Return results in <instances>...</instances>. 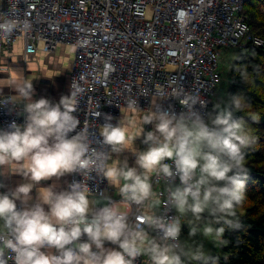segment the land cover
<instances>
[{
    "label": "clouds",
    "instance_id": "obj_1",
    "mask_svg": "<svg viewBox=\"0 0 264 264\" xmlns=\"http://www.w3.org/2000/svg\"><path fill=\"white\" fill-rule=\"evenodd\" d=\"M4 87L16 95L4 97ZM82 93L71 84L58 102L33 99L32 82L21 73L17 82L0 85V107L10 106L24 117L22 124L13 120L0 129V175L17 174L26 181L0 193V264H134L141 255L149 264H217L202 245L193 249L181 244V220L187 218L190 237L200 233L217 246L226 243L225 227L214 225L239 227L237 217L246 199V152L255 144L252 131L234 117V111H244V98L233 95L217 103L215 114L207 118L196 108L206 104L198 92L181 89L168 97L178 100L179 113L159 103L166 100L162 92L144 110L136 98L130 99L115 124L106 116L99 127L108 149L102 150L92 146L87 130L76 131L80 120L74 113ZM145 125L152 130L145 131ZM134 128L138 131L132 134ZM140 137L146 150L134 148ZM125 150L134 153L136 166L112 159ZM93 172L118 190L120 202L103 196L108 203L95 207L100 201L90 199L87 185ZM73 173L83 182H72L62 191L54 184L39 187L32 202V190L41 181ZM153 176L167 185L163 201L162 193L153 190ZM125 203L144 209L142 222H130L121 207ZM161 206L174 208L178 216L155 214ZM148 229L160 236L151 237ZM82 236L87 240L82 242ZM106 241L119 250L105 248Z\"/></svg>",
    "mask_w": 264,
    "mask_h": 264
},
{
    "label": "built area",
    "instance_id": "obj_2",
    "mask_svg": "<svg viewBox=\"0 0 264 264\" xmlns=\"http://www.w3.org/2000/svg\"><path fill=\"white\" fill-rule=\"evenodd\" d=\"M247 1L0 0V77L2 57L19 39L24 40L27 52L53 51L61 43L71 44L75 60L70 88L73 84L83 89L74 113L80 120L76 131L84 128L93 147L108 150L103 148L99 127L106 116L115 124L125 103L133 98L144 110L162 92L166 100L159 103L179 113L183 109L178 100L168 97L181 89L198 92L206 104L196 108L207 118L223 82L224 50L249 42L264 46V39L251 31L244 11ZM9 109L0 107V129L13 120L24 122L23 116ZM83 180L73 173L68 185ZM162 182L153 176V188ZM174 183L178 185L179 179ZM87 185L91 195L99 198L112 190L107 179L95 172ZM2 188L0 181V193ZM165 189L156 190L162 193L161 201L166 199ZM125 211L130 222H142L144 209L127 204ZM154 212L169 219L178 216L174 208L164 206ZM148 232L154 238L160 236L158 231ZM86 240V236L81 237L82 242ZM144 261L141 255L134 264Z\"/></svg>",
    "mask_w": 264,
    "mask_h": 264
},
{
    "label": "trees",
    "instance_id": "obj_3",
    "mask_svg": "<svg viewBox=\"0 0 264 264\" xmlns=\"http://www.w3.org/2000/svg\"><path fill=\"white\" fill-rule=\"evenodd\" d=\"M244 11L252 33L264 39V0H248ZM237 49L225 96L227 100L233 95L244 98V111H234V117L252 131L255 144L246 152V199L238 213L239 227L221 224L226 243L212 257L217 264H264V46L249 42ZM214 105L213 100L209 113L215 114Z\"/></svg>",
    "mask_w": 264,
    "mask_h": 264
},
{
    "label": "crops",
    "instance_id": "obj_4",
    "mask_svg": "<svg viewBox=\"0 0 264 264\" xmlns=\"http://www.w3.org/2000/svg\"><path fill=\"white\" fill-rule=\"evenodd\" d=\"M74 60L75 48L71 44L61 43L53 51L38 49L35 52H27L24 40L19 39L13 44L10 50L5 51L2 57L0 85L17 82L18 73H21L23 79L32 82L34 89L33 99L44 97L53 102H58L62 95H68L70 92V73L73 68ZM7 77L8 79H6ZM2 93L10 94L12 96L16 95V92L9 87H4ZM124 110L125 109L123 108L122 112ZM144 127L145 131H150L153 126L145 125ZM136 131L138 130L134 128L132 134H135ZM142 139V137L137 138L134 142V148L137 151L146 150L147 146L142 143ZM112 159H120L121 161L126 159L130 167L136 166V157L133 152L128 150H125L120 154H112ZM70 178L71 174H66L59 179L52 178L50 180L41 181L40 184L32 190V202L35 201L37 188L48 187L54 184L57 191L66 190ZM0 181L3 186L1 193L8 192L14 189L17 185L26 182L24 177L8 173L0 175ZM111 187L112 190L107 192L106 197L112 202H120L122 197L119 195L118 190L112 185ZM158 187L166 188L167 185L164 182L156 184L153 190L156 192ZM90 199H97L100 201L95 207H103L108 203V200L93 195L90 196ZM17 204H20V202L17 201ZM121 207L122 210H126L127 204H122ZM45 209L47 210V206H45ZM157 209L158 208L154 209V211ZM104 246L105 248L119 250L118 245H114L111 242L106 241ZM144 258L145 261L143 264H149L148 257L144 256Z\"/></svg>",
    "mask_w": 264,
    "mask_h": 264
},
{
    "label": "rangeland",
    "instance_id": "obj_5",
    "mask_svg": "<svg viewBox=\"0 0 264 264\" xmlns=\"http://www.w3.org/2000/svg\"><path fill=\"white\" fill-rule=\"evenodd\" d=\"M239 49L237 48H230L228 50H224L222 53V62L221 67L224 70V78L223 83L220 85L217 95L214 98L215 104L220 103L222 101H227L226 99V87H227V81H228V74H229V67L232 62V59L236 57V53ZM222 184V182H221ZM205 218H207V214H204ZM190 218V217H189ZM187 218H183L181 220V233L179 240L181 244L185 245L186 247H191L193 249L203 246L204 251L209 255H214L220 253L222 250V245L217 246L216 243L210 239L205 238L202 234L198 233L194 237L189 236V225L186 222ZM221 224H216L214 227H221ZM199 261H191L187 262V264H198Z\"/></svg>",
    "mask_w": 264,
    "mask_h": 264
}]
</instances>
